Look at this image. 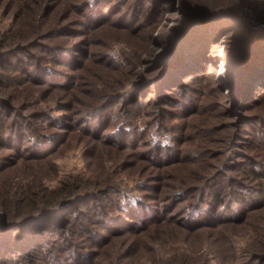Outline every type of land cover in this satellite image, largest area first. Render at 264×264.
<instances>
[{
  "label": "rangeland",
  "instance_id": "rangeland-1",
  "mask_svg": "<svg viewBox=\"0 0 264 264\" xmlns=\"http://www.w3.org/2000/svg\"><path fill=\"white\" fill-rule=\"evenodd\" d=\"M261 15L0 0V264H264Z\"/></svg>",
  "mask_w": 264,
  "mask_h": 264
},
{
  "label": "clouds",
  "instance_id": "clouds-1",
  "mask_svg": "<svg viewBox=\"0 0 264 264\" xmlns=\"http://www.w3.org/2000/svg\"><path fill=\"white\" fill-rule=\"evenodd\" d=\"M89 2L94 4L95 0H89ZM157 143H159L162 148H168V147L173 146V141H172L171 136H168L163 140H160L159 138H155L153 140V146H155V144H157ZM120 204H121V207L123 208V210L127 211V205L129 204V201L121 200ZM131 205H132V207L138 206L136 200H132ZM189 211H191V210L189 209Z\"/></svg>",
  "mask_w": 264,
  "mask_h": 264
},
{
  "label": "trees",
  "instance_id": "trees-1",
  "mask_svg": "<svg viewBox=\"0 0 264 264\" xmlns=\"http://www.w3.org/2000/svg\"><path fill=\"white\" fill-rule=\"evenodd\" d=\"M260 17H261V19H264V18H262V17H264L263 15H261ZM46 30H48V28ZM50 52H51V50H50ZM52 52L55 53L56 51H52ZM254 175L260 176L259 173L256 174L255 172H254ZM215 196H216V199L219 198V195L218 194H215ZM260 196H261V192L257 193L256 197H260Z\"/></svg>",
  "mask_w": 264,
  "mask_h": 264
}]
</instances>
